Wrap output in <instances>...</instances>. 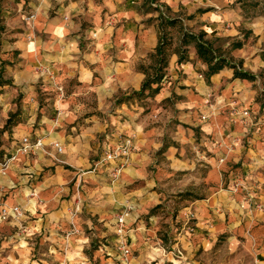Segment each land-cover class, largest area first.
<instances>
[{
    "label": "clouds",
    "instance_id": "obj_1",
    "mask_svg": "<svg viewBox=\"0 0 264 264\" xmlns=\"http://www.w3.org/2000/svg\"><path fill=\"white\" fill-rule=\"evenodd\" d=\"M0 264H264V0H0Z\"/></svg>",
    "mask_w": 264,
    "mask_h": 264
}]
</instances>
